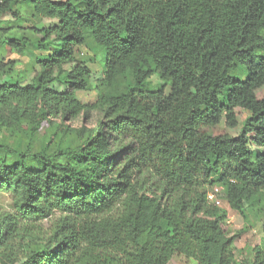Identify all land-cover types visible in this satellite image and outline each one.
<instances>
[{"label":"trees","instance_id":"trees-1","mask_svg":"<svg viewBox=\"0 0 264 264\" xmlns=\"http://www.w3.org/2000/svg\"><path fill=\"white\" fill-rule=\"evenodd\" d=\"M23 10L49 21L38 38L2 28ZM88 38L100 74L81 56ZM0 40L36 64L0 82L1 128L98 117L72 130L77 147L0 143V194L13 199L0 264H236L208 194L220 188L242 216L264 194V0H0ZM237 109L250 113L239 135L212 136L239 128Z\"/></svg>","mask_w":264,"mask_h":264},{"label":"rangeland","instance_id":"rangeland-1","mask_svg":"<svg viewBox=\"0 0 264 264\" xmlns=\"http://www.w3.org/2000/svg\"><path fill=\"white\" fill-rule=\"evenodd\" d=\"M60 1V0H54ZM20 14V19L14 22L12 16L7 15L4 19L2 28L8 26H15L21 36L38 38L34 32L48 25V20L35 16L29 10H23ZM8 42V41H5ZM2 40H0V70L2 77L0 82H8L7 73L13 64L14 70L18 73H25L36 66L35 63L22 55L13 53ZM81 56L87 63L89 69L96 74L103 71L104 56L101 49L88 38L86 45L81 48ZM37 56H43L41 52H36ZM31 78V77H30ZM153 86L160 85L157 77L151 80ZM99 89L94 88L87 93H80L79 99L87 104L94 103L98 100ZM258 99L264 98V88L257 93ZM239 128L230 129L227 127L225 121L219 126L210 130L212 136L228 135L236 137L239 135L241 126L244 121L250 116V113L237 109ZM97 116L86 118L82 115L77 120H66L62 125L61 120L56 121V125L45 124L38 127L29 122L25 123L22 127L15 130H8L0 127V143H6L8 146L17 147L22 152L33 149L34 152L48 151L55 152L58 149L77 147L82 144V135L75 134L72 130L81 129L83 127L90 129L96 125ZM69 127L70 130H66ZM130 154H125L122 160L125 162ZM259 203L253 207L247 208L245 214L242 216L239 213L231 210L226 203L222 205V212L226 214L224 223V230L229 237H233L234 241V254L236 264H264V194L259 196ZM12 196L8 194H0V212H10L13 208ZM60 217L56 214L55 218ZM53 221L43 222L45 230L49 229ZM170 264H195L184 258H175Z\"/></svg>","mask_w":264,"mask_h":264},{"label":"built area","instance_id":"built-area-1","mask_svg":"<svg viewBox=\"0 0 264 264\" xmlns=\"http://www.w3.org/2000/svg\"><path fill=\"white\" fill-rule=\"evenodd\" d=\"M220 192H221V189L216 188L214 191H212L208 194V201L211 204H214L215 206H218V207H222V205H223L222 200L218 197Z\"/></svg>","mask_w":264,"mask_h":264}]
</instances>
